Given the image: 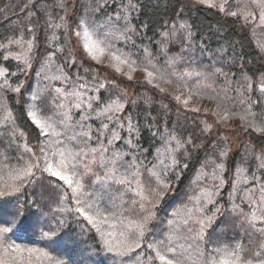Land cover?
Here are the masks:
<instances>
[{
  "label": "trees",
  "instance_id": "16d2710c",
  "mask_svg": "<svg viewBox=\"0 0 264 264\" xmlns=\"http://www.w3.org/2000/svg\"><path fill=\"white\" fill-rule=\"evenodd\" d=\"M128 2L107 0L105 4L104 0H63L64 7H61V0H0V67L8 69L7 79L11 85L10 88L0 87V118L7 109L15 120L14 125L0 124V169L23 167L25 161L30 159L24 149L25 142L39 155L38 145L45 137L38 134L37 128L26 115L33 94L40 95L43 101L41 106L46 114L51 115L55 110L51 104L53 98H57L56 103L63 102L71 108L78 101L67 94L81 90L79 86L84 85L87 97L99 96L100 100H93L91 109L71 108L72 121L68 135H73V128L80 130L74 134H78V146L86 148H97L98 138L108 147V152L104 154L106 160L114 153H125L123 167L120 166L121 162L117 163L121 173L125 169L129 172L135 170L128 168L135 157L137 164L143 165L140 170L146 186L155 187L154 180L145 169H152L153 164H156V150L165 153L166 146L176 148L175 141L168 143L172 135L181 142L191 140L190 144H185V148L176 153L181 165L186 164L187 167H178L167 173L169 187L161 189L162 196L154 209L155 219L150 225L149 241L153 238L164 239L170 230H175L177 246L193 244L195 247L198 242L186 238L198 231V227L192 220L187 225L183 220L188 218L190 211L195 214L197 207L204 206L202 198L199 204L196 199L201 197L202 189L216 191L214 186H219L214 200L216 205L222 206L221 212L207 229L205 241L200 246L207 256L215 255L212 249L230 245L236 240L248 244L249 238L236 226L231 206L233 203L240 204L248 211V205L242 203L244 189L252 187L254 182L249 179L247 184H238L231 200L229 193L233 192L232 185L237 179L238 168L244 170L243 176L251 177L255 173L257 177L264 178V170L259 168L264 157V133L245 129L239 119L246 114L247 104L240 103L246 97L261 101L260 106H252L253 112L259 115L264 110V97L258 91L260 75L264 73V51L257 46L258 41H264V28L256 27V34L253 35V23L245 25L241 17L225 15L218 9L198 4L197 0H132L133 4L138 5L128 10L130 24L135 32L129 31L127 40L115 39V48L132 53L137 68L149 66L152 70L151 66H155L166 74L193 73L185 77L188 88L193 91L197 84H201L198 80H204L201 95H194L190 101L211 111L206 113L205 108H200V112H195L193 109L198 106L188 103L185 107L182 102L184 96L176 100L170 92L165 93L155 87V83L139 78L129 79L108 67L107 63L98 64L76 43L74 29L80 19H93L97 24L106 25L108 18L113 17ZM244 2L229 0L226 10H237V3L243 6ZM97 3L103 4L99 11H95ZM181 21L191 25L190 29L185 28L187 33H192L190 37L188 35L189 42L181 35L184 31L180 34L178 28L174 32ZM60 23H66L67 28L53 27ZM112 24L119 31L127 26L124 20L114 17ZM53 33L56 40H52ZM21 37L25 42L33 41L31 51H28L27 43H10ZM60 48L65 51H59ZM51 52H55L56 56L48 59ZM17 55L21 58L17 59ZM25 57L30 67L25 66ZM216 69H221L224 75L217 73ZM197 72L202 75L197 77ZM242 73L252 78L250 91L242 87L246 84ZM65 75L69 79H64ZM188 77L191 78V85ZM3 80L0 77V85H3ZM113 81L115 87L111 86L110 82ZM100 82L105 83L106 87L97 92L95 86ZM173 82L176 83L175 80ZM21 84L23 86L19 92L13 91ZM57 88L64 92L56 93ZM226 93L231 97L227 101L230 119L222 124L212 114L216 110V100L208 97L223 98ZM113 101L125 105L123 111L115 113L119 122L115 117L109 120L108 117L113 116V113L105 114L103 111ZM81 114L88 119L80 121ZM129 116L136 132L128 131L126 118ZM205 122L212 127L205 130ZM103 124H107L108 128H103ZM14 128L19 130L16 136L11 135ZM19 132L25 136L21 137ZM84 132L90 133L86 144L82 137ZM113 132L118 133L120 139L109 145L108 140L112 138ZM73 146H77V142H73ZM142 149H147V152ZM223 151H227L226 156L220 155ZM87 159L91 161L93 157L89 155ZM220 164L224 165L223 171L217 167ZM90 166L100 177L105 175L109 167L105 165L102 168L99 163ZM214 172L225 181L223 185H220V179H213ZM96 175L87 177L85 182L95 183ZM36 177L40 179H36L35 183L25 182L22 192L0 198V206L7 218L11 219L10 214L17 207L23 212L17 227L7 234L8 242L16 241L22 246L39 249L40 253L54 256L64 261V264H139L145 259L137 255L139 250L123 257L103 251L98 234L95 230H88L83 218L60 211L64 206L61 192L50 183L55 178L48 174L41 177L38 171ZM105 184L114 203L133 210L132 200L138 199L133 192L126 191L125 186L112 181H106ZM216 205H207V215H211ZM137 212L139 209L135 208L126 214L134 216ZM169 220H175L176 223L169 225ZM59 221H63V224H59ZM189 227L193 228L191 234L187 231ZM52 231L56 232L55 236L45 235ZM251 250H257L255 242Z\"/></svg>",
  "mask_w": 264,
  "mask_h": 264
},
{
  "label": "snow or ice",
  "instance_id": "6c2138e0",
  "mask_svg": "<svg viewBox=\"0 0 264 264\" xmlns=\"http://www.w3.org/2000/svg\"><path fill=\"white\" fill-rule=\"evenodd\" d=\"M107 3V0H104ZM200 5H206L209 8L218 9L219 12H224L225 15L231 17H241L244 24L247 25L250 22L253 23V35L256 34V27L264 28V0H245L243 6L237 3V10H226L229 5V0H197ZM61 7H64L63 0H61ZM103 7V4L97 3L95 11H99ZM137 4H133L132 0H129L128 4L123 6L120 11H116L113 17L116 20H124L126 27L123 31L115 29L112 24L113 17H109L106 25L97 24L93 19L82 18L76 24L74 29V36L76 37V43L82 47V49L89 55V57L96 61L98 64L107 63V66L114 68L117 72H121L131 79V73L137 70V61L132 58L133 54L129 52H123L120 49L115 48V39H129V31L135 32V28L131 26L129 19V9L137 8ZM67 15V13H66ZM63 21L64 18L62 17ZM181 28L190 29L191 25L187 21L183 22ZM55 28H67L66 23H60L53 25ZM118 33V35H117ZM167 35V33H165ZM192 35L189 32V37ZM55 33L52 35V40H56ZM14 44L27 43L28 51H31L33 41H23V38L10 41ZM257 46L264 51V41H258ZM59 51H65L64 48H60ZM146 51V49H145ZM56 56L55 52L49 53L48 59ZM17 59L21 57L16 56ZM26 67H30V63L27 57L24 59ZM73 63L75 61L73 60ZM151 65V61L148 62ZM129 69L128 72H124V68ZM144 66L140 70L145 74L144 79L148 83L160 80L161 83L168 85V87L161 88L160 83H157L155 87L165 93H171L176 100L183 99L185 107L188 106L189 101L193 95L200 96L203 85L197 84L195 91L188 88L185 80L186 76H191L193 73H184L182 75H175L165 72H161L156 69L155 66ZM85 71H88L87 69ZM217 73L224 75L221 69H216ZM8 69L0 67V77H3V85L0 87H11L7 79ZM14 75V73H12ZM197 77L202 74L195 73ZM246 82L242 87L245 91H250L252 88V78L246 73H242ZM172 78H169V77ZM64 79H69L66 75ZM205 80L208 77H204ZM176 81L174 83L173 81ZM111 86L115 87V82H110ZM23 85H18L13 91L19 92ZM81 90H73L70 95L74 97L78 102L71 105V108H92L93 100H100L99 96L87 97L84 91L85 86H79ZM106 87V84L100 82L95 86V91L99 92L100 89ZM56 93L62 94L63 89H55ZM258 91L262 97H264V73H261L258 85ZM209 99L216 100V110L212 113L218 123H225L230 119L229 109L227 107V101L231 97L225 94L223 98L208 97ZM57 98H53L51 104L55 109L51 115L46 114L45 109L41 106L43 101L39 94H33L31 101L28 105L26 115L30 118L32 124L37 128L38 134L45 137L43 141H40L38 145V152L33 150L27 142L24 144V149L29 154L30 159L25 161L23 167L20 168H8L0 169V198L12 196L15 193H20L24 189L25 182L35 183L37 171L55 178L50 181L52 185L59 189L61 192V203L64 205L61 207V212H69L75 214V216L83 218L87 222L88 230H95L99 236V244L103 251L108 253H115L121 257L136 252L138 256H144L145 259L140 261L139 264H264V178L257 177L255 173L251 177L243 176L242 169H237V179L233 183V192L229 193L230 200L233 194L237 191V185L241 182L247 184L249 179L253 181V186L244 189L245 196L242 203L248 205V211H245L240 204L233 203L231 206V212L236 226L239 227L244 236L249 238L248 244H245L243 240H236L232 244H225L220 247L212 249L215 255L205 256V250L201 248V244L205 241L207 235V229L211 227L216 219L218 213L221 212L222 206L216 205L214 197L219 192V186H214L216 191L210 189H202L201 197H197V203L199 204L202 198L205 203L202 207L195 209V214L191 211L188 214V218L183 220V223L187 225L189 220H192L193 224L198 227V231H195L193 235H190L186 239H192L197 241L195 244H175L178 239L175 230H170V234L164 239H151L149 241L148 234L151 232V222L155 219V207L160 197L162 196L161 189H167L169 184L166 182L167 173L169 170H174L178 167L186 168L187 165H181L180 159L177 158L176 153L185 148V144H190L191 140L181 142L175 135L169 137L168 143L171 141L176 142V148L166 146L165 152L167 153L166 159L168 163H165V159H159L160 149H157L158 164H153L152 169H145L149 173L150 178L155 182V187L151 185H145L142 179L143 173L141 172L142 163L137 164V160L134 157L128 168H135L134 171L129 172L125 169V172L121 173L117 167V163L123 167V161L125 153H114L113 156L106 160L105 153L108 152L106 147L97 138V148L79 147L77 141V135H68V128L72 121L71 108L68 104L63 102L56 103ZM241 104H247L246 114L239 117L242 126L245 129H252L257 133H264V110L258 115L252 111V106L255 104L260 106L261 101H252L251 97H246L240 100ZM125 105L119 101H113L105 108V114L113 113V116H109L108 119L112 120L114 117L119 122V117L115 116V113H119L124 110ZM195 112H200V108L193 109ZM208 108L204 109V112H210ZM59 117V118H57ZM88 117L81 114L80 121H86ZM127 125L129 133L136 132L135 125L131 122V117H127ZM15 120L10 110H5V114L0 118V124H12ZM83 127V124L80 125ZM103 128L107 129L108 125L103 124ZM123 127V124H121ZM212 126L205 122V130L210 129ZM18 129H13L11 135L16 136ZM21 137H24L23 132H19ZM82 137L86 140L90 138L89 132L82 133ZM26 139V138H25ZM120 139L118 133L113 132L112 138L108 140V144L111 145L115 140ZM73 142H77V146H73ZM131 144V140H129ZM135 147V146H134ZM141 151L147 152V149ZM186 154V150H185ZM91 155L93 159L88 161V156ZM221 156H226L227 151L220 153ZM4 159H8L4 157ZM99 163L100 167L105 168V165L109 167L105 170V175L100 177L96 175L93 168L90 165ZM221 171L224 169V165L217 166ZM261 170H264V157L261 158L259 165ZM96 175L95 183H86L85 179L90 176ZM178 175V173H177ZM243 180L241 181V177ZM35 177V179H33ZM213 179H220V185H223L225 181L216 176L213 173ZM106 181H112L115 184L125 186L126 191L133 192L138 199L132 200L133 210L139 209V212L133 216L130 213L133 210L122 208L113 202V197L109 194L108 188L105 184ZM258 193V194H257ZM123 203V201H122ZM216 205L211 210V215H207V205ZM11 219L7 218L4 213V209L0 206V264H33V256L36 253H40L41 250L31 247H25L15 242H8L6 237L8 233H11L14 228L17 227L18 221L23 215L20 207H17L13 213L10 214ZM175 216L176 213H173ZM59 224H63V221H59ZM169 225H174L175 220H169ZM10 224L11 226H5ZM187 231L193 233V228L189 227ZM48 236H55L56 232L52 231L46 233ZM253 242L256 243V251L251 250ZM41 255H47V253H41ZM195 256V259H194ZM54 264H64V261L56 260Z\"/></svg>",
  "mask_w": 264,
  "mask_h": 264
},
{
  "label": "rangeland",
  "instance_id": "374dc122",
  "mask_svg": "<svg viewBox=\"0 0 264 264\" xmlns=\"http://www.w3.org/2000/svg\"><path fill=\"white\" fill-rule=\"evenodd\" d=\"M182 23H183V21H181L180 25H181ZM180 25H178L177 28L174 29V32H176L178 28H179V33H180V34L183 33V31H184V34H181V35L185 37V38H184L185 41H188V35H189V33L186 32L185 28H181ZM182 29H183V30H182ZM188 42H189V41H188ZM128 71H129V69H128L127 67H125V68H124V72H128ZM144 76H145V74L140 70V68H137L136 71H134V72L131 73V78H134V79H137V78H139V79H144ZM190 79H191V78L188 77V82H189V84L191 85V80H190ZM198 81H199L202 85L205 84V81L202 80V79H199ZM152 83H155V84L160 83L161 88L168 87V85L161 83L160 80L153 81ZM193 96H194V95H193ZM185 98H186V97H183V99H185ZM189 103L194 104V105L198 106L199 108H205V106L197 105V104H195V103H193V102H191V101H189ZM109 104H111V103H108L107 106H108ZM107 106H106V107H107ZM103 111H105V109H104ZM75 131L77 132V131H80V130H78V129H74V128H73V129H72V133L74 134ZM169 147H170V146H169ZM166 156H167V153H166V152H165V153L160 152V154H159V159H165V163H168V160L166 159ZM156 164H158V160H157ZM16 243H17V242H16ZM18 244H20V243H18ZM113 254H114V253H113ZM55 261H56V260L52 259V258L49 257L48 255H46V256H45V255H41V253H36V254H34V256H33V264H54Z\"/></svg>",
  "mask_w": 264,
  "mask_h": 264
}]
</instances>
